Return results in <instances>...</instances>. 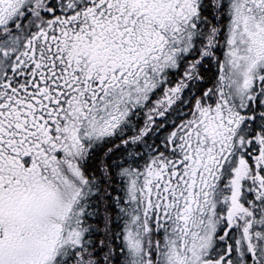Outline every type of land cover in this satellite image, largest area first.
Returning a JSON list of instances; mask_svg holds the SVG:
<instances>
[{
	"label": "snow or ice",
	"instance_id": "1",
	"mask_svg": "<svg viewBox=\"0 0 264 264\" xmlns=\"http://www.w3.org/2000/svg\"><path fill=\"white\" fill-rule=\"evenodd\" d=\"M0 264H264V0H0Z\"/></svg>",
	"mask_w": 264,
	"mask_h": 264
}]
</instances>
